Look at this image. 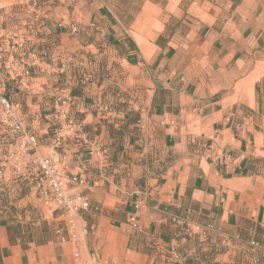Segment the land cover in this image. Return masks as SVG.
<instances>
[{
    "label": "crops",
    "instance_id": "1",
    "mask_svg": "<svg viewBox=\"0 0 264 264\" xmlns=\"http://www.w3.org/2000/svg\"><path fill=\"white\" fill-rule=\"evenodd\" d=\"M0 92L84 180L88 264H264V0H0ZM1 110L0 264H76Z\"/></svg>",
    "mask_w": 264,
    "mask_h": 264
},
{
    "label": "built area",
    "instance_id": "2",
    "mask_svg": "<svg viewBox=\"0 0 264 264\" xmlns=\"http://www.w3.org/2000/svg\"><path fill=\"white\" fill-rule=\"evenodd\" d=\"M73 30L76 31V28ZM22 72L29 75V70L26 68ZM0 105L2 107L1 124L4 125L5 131L17 141L15 149L4 157L12 160L31 157L29 162L36 168L32 179L37 191L42 195L43 205L51 210L61 211L65 217L63 226L55 231L59 242L72 244L76 264H88L83 257L81 246L84 237L89 234V227L80 226L79 219L83 212L91 208V203L82 192L77 190V187L85 185L84 180L77 175L68 174L69 165L66 157L55 159L44 157L39 153L37 138L27 131L24 121L16 114L14 106L1 92ZM60 116L65 119L68 128L81 126L74 119L69 118L68 112L61 110ZM98 152L100 151H93L92 154ZM131 223L135 228L138 227L135 216L131 217ZM174 254L176 259L181 258L179 253Z\"/></svg>",
    "mask_w": 264,
    "mask_h": 264
}]
</instances>
